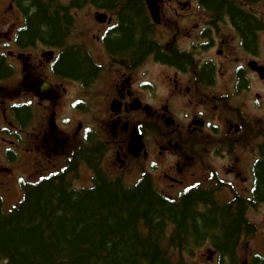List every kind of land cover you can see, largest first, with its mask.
<instances>
[{"label":"trees","instance_id":"16d2710c","mask_svg":"<svg viewBox=\"0 0 264 264\" xmlns=\"http://www.w3.org/2000/svg\"><path fill=\"white\" fill-rule=\"evenodd\" d=\"M68 1L65 4L62 0H17L25 16V27L17 34V46L27 49L39 41L61 48L74 23L72 9L83 7L89 0ZM199 1L213 14L215 22L228 15L242 33L245 46L264 26V20H256L260 13L256 8L260 5L263 11L264 0ZM91 3L121 10L120 26L107 38L112 51L133 55L136 64L151 53H156L159 61L166 60L177 67L182 59L185 64L191 63L188 56L175 50L165 51L156 43L155 26L149 23L142 0ZM244 8L250 10L244 12ZM78 49L77 52L64 48L55 72L89 80L98 67L86 52ZM7 58L0 52V81L6 79L5 74L11 69L6 66ZM202 73L207 77L213 68L205 67ZM20 113L21 123H25L29 110L19 108ZM104 153L92 139L88 148L73 157L69 169L23 185L17 204L7 206L0 195V264H181L171 261L169 249L190 253L206 241L213 242L223 257H229L230 264H236L238 240L242 233L253 231L242 202L237 200L235 209L233 203L220 206L208 191H193L171 201L158 192L148 176L133 186L126 185L121 178H111L100 166ZM79 160L88 162L93 172L90 188L73 187L70 174L76 173ZM262 162L256 167V198H264V145Z\"/></svg>","mask_w":264,"mask_h":264},{"label":"rangeland","instance_id":"374dc122","mask_svg":"<svg viewBox=\"0 0 264 264\" xmlns=\"http://www.w3.org/2000/svg\"><path fill=\"white\" fill-rule=\"evenodd\" d=\"M62 2L69 3L68 0H62ZM189 3L194 7L192 11L189 10ZM259 6L260 5L256 8L257 11L260 10L258 16L264 19L263 12H261ZM162 7L166 16L155 32V40L157 39L163 44L168 41V37L164 33V29L167 27H169V29L180 30L181 33L176 38L175 45H179L176 51L188 56L191 63L185 64L182 59L178 66L181 69L177 70L171 67H163L152 61V59L147 60L142 64L141 68L136 70V73L131 74L137 78L136 87L140 86L142 82L151 83L155 87L152 94L144 91L141 93V97H143L150 105L158 106L167 103V96L173 91V88L170 85L171 79L178 77L180 83L179 87L185 88L188 83L187 78L190 76H196L194 72L200 73L203 70V66L208 67L210 65H215L216 67H212L213 73L207 75V84L206 87L203 88L204 92L200 90L195 91L194 88L196 86L193 84L190 85L192 89L191 97L198 99V104L200 105L206 102V106H204L206 109L205 115L198 112V108L193 105V101H190V95H179V98L175 100L172 98L170 100L169 110L174 113V118L177 117L178 120L181 119L183 115L187 114L188 128L190 126L198 127V130L204 135L202 139L203 144L196 145V139L199 135L194 134L192 137H189L185 131L183 134L184 143L180 142L177 149L174 151L177 155H182L187 150L194 151L197 157V160L194 159L190 162L192 168L188 171L187 176L184 177L186 184L181 188L198 181H200L205 188H210L211 185L209 181H211L210 179L213 177L211 175L217 174L219 179L230 184V187L234 191H238V193H234L233 195L232 192L225 189L221 192H217V199L219 201L230 202L235 194L242 195V198L250 200L249 198L252 199V197H249V195H251L252 192L249 193V190L250 187L253 186L255 176L254 171L259 161L255 145L259 142L260 145H264V81H259L255 76L252 77L253 75H251L249 76V83L241 89L243 92H240V90H235V85L233 86V78L238 74L236 72L237 67L247 63L249 59H255L264 66V26L257 30L253 41L245 46L249 49L254 48V50L251 49L253 51L247 55L242 51L240 40L229 22L226 26L218 23L211 31L208 30V24L212 23L211 14L204 13L201 9H198L200 7L197 5L196 1L165 0ZM144 9L145 13L150 15L148 9L146 7ZM104 10L108 11L107 9ZM72 12L75 17L73 23V25H75L73 34L75 35L71 44L77 45V42H80V44L84 43L89 51L87 53L90 56L95 57L98 64L107 67V69H102V77H112L109 69L111 58L103 51L101 42L95 41V39L90 37L95 35L100 27H102L94 20V13H96L95 7L86 5L84 10L78 11L75 8L72 9ZM193 13L197 14V20ZM111 16L112 14H109L108 18H112ZM24 20L25 16L17 6V0H0V52L7 53L8 51H14L16 55L20 53L15 50L13 44L9 40L13 41V36L16 31L21 26L25 27ZM169 31L170 34H173L171 30ZM206 32L208 33L207 36L205 35ZM211 39L216 43L215 45L213 44L215 48H203V45L206 46ZM221 39H226L228 41L224 55L218 56L216 54V48L220 47ZM61 46L64 47L63 44ZM32 47V50L24 51L22 56L23 59L21 61L9 59L11 63L7 62L6 66L11 69L5 74L6 79L3 78L0 82V130L2 128L4 130L5 128H8L7 130L11 131L17 130L11 128L6 121V117L9 115V109H7L9 104L15 103L16 101L20 104L24 103L28 105L27 108L35 112L34 120L30 124L27 122L24 123L25 128H23L20 136L16 134L14 137H7L6 140L0 138V195L4 196L5 201L8 204H16L21 198L20 196L22 195V192L20 189L21 186L19 185L20 178L21 180L25 179V181H28L29 179L35 180L41 174L42 176H46L50 172L61 170L67 165V160L70 157V148H75L80 145L79 139L77 138L75 140V137H77L80 131L79 125L100 123L101 118L106 114L104 96L112 92L111 89H107L106 87V85L110 83V81H108L109 78L106 80L101 79V86L99 89L94 88L92 90L86 89V91H81L77 87L76 89L80 92L79 94V92L73 88V95L79 94V97L83 96L85 102L87 101V103L91 105L92 111L89 112V114L100 115V113H104V116H98L97 119L90 120L88 117L82 118L81 114L78 112L75 113L72 111L68 112V110L64 109L61 110L60 106L58 110H55L58 118V129L53 135H50L52 130L47 127V123L49 124L50 117L53 114L51 101L49 99L41 100L38 97V94H35L32 89L29 91V88L31 87L28 85H24L26 88H22V85L26 84L23 81V77L26 75L23 71V67H30V69L33 67H39L41 59L43 58L42 54L48 51L47 47L41 44L37 47L35 43ZM220 49H222V47H220ZM250 56H253L254 58H251ZM175 59H179L178 56H175ZM97 69L100 70L99 68ZM44 70L47 71V67ZM215 70H217V72H215ZM222 72L227 75H222ZM8 76L11 77L8 78ZM215 77H217L216 83H214ZM47 81L53 85L56 91L57 89L62 90L67 88L64 85H67L68 83L69 85L76 87L71 82L66 83L62 80H56L55 78H50ZM204 96H207V98ZM219 98H227L226 100H230L231 104L237 106V108L244 114L245 119L254 125L253 128L257 131L256 134L262 137L258 142L249 144L246 154L243 153V149L240 152V145L242 144L237 143L239 139L236 136V138L232 140V156L229 158L228 155H225V149L223 147L224 145H229L230 142L224 143L222 135L230 129V125H222L219 132L216 134L213 133L214 135H212V133L210 134L204 127L196 125L199 121L208 124L209 121L214 120L217 114L216 111H224L231 117L239 118L237 116L239 111L230 110L228 104H226L227 101L225 100L220 101L221 103L219 102V109H211V105L217 103L214 101ZM63 99L65 103L69 102L68 97L65 96ZM64 119L71 121L66 122ZM193 119H195V121L191 123V120ZM181 125L184 126V124ZM237 126L239 127L240 124H233L231 132H235ZM161 127L163 128L162 131H160L159 128L153 132L148 131L145 138L150 147L148 154L149 159H155L159 164H164V160L167 157L169 160L173 161L176 159L175 156L170 157L168 154L164 156L159 155V153L163 151V148L166 147L164 140V133L166 131L163 126ZM53 136H58L61 141H64L65 151L69 148L68 151H66V156L64 153L65 151L53 152L51 151L53 149H50L49 154H47L49 151H44L47 148H45V143H42L43 139L51 138ZM168 140L175 141V144L178 143L177 140ZM11 141H15L16 144H14L15 142L11 143ZM212 144L215 145L212 146L211 150H208L211 148ZM219 144H222V146H218ZM11 149L12 151L6 152ZM236 159H239V162H237ZM74 160V158L69 159L68 164L70 165ZM79 161L85 162L84 165L88 163L84 160ZM61 162L62 166L59 167ZM105 165L109 172L121 175L126 185H136L141 179L142 173H149L148 180L163 193L171 194L174 192V189H180V187L173 189L172 186L166 185V180L161 176L163 167L156 165L150 166V162L148 165H143L142 161H129L126 170H124L123 167L120 168V165L116 167L115 163L108 158ZM58 167L59 169H57ZM80 171L81 177L75 182V187L82 188L90 186L91 171H88L86 168H82ZM212 195H214L213 192ZM218 200H215L216 204L218 203L220 206L227 205ZM256 201L257 203H264V198H257ZM246 217L257 227L258 232L254 238L248 239V241L246 239L247 234L242 233L241 238L235 246V252L238 253L236 256V264H249L252 254L256 252L262 251L261 254L264 256V205L249 210ZM251 226L254 229V226ZM248 236H251V234ZM169 252L170 256L172 255L171 261L174 263L202 264L201 260L206 259L205 255L202 256L201 252L198 250L194 252L193 257L187 252L179 253L172 249H169ZM202 253L204 254V251ZM222 259L223 255L220 256V264L222 263ZM208 262L210 264H218L214 259V255L209 256V254Z\"/></svg>","mask_w":264,"mask_h":264},{"label":"flooded vegetation","instance_id":"af4514ba","mask_svg":"<svg viewBox=\"0 0 264 264\" xmlns=\"http://www.w3.org/2000/svg\"><path fill=\"white\" fill-rule=\"evenodd\" d=\"M82 10V9H77ZM114 12H116L117 16L118 14L120 15V9H118V12L116 10H113ZM96 13H94L95 16ZM215 18L212 20L211 25L215 26ZM229 21L230 24L232 26V19L229 17ZM232 22V23H231ZM228 23V21L226 19L223 18V21L221 22L222 25L226 26V24ZM210 24H208V29L209 31H211L213 28L211 27ZM71 27H73V24H71ZM69 27V30L73 31V29L75 28V25L73 28ZM117 26H113L112 28L108 29L106 33V37L104 38V40H101V35L103 33H101L98 36H93V38H95L96 41L101 42L102 47H103V51L106 52V54L111 58V63L109 65V69H110V74L112 75V77H102V69L105 68L107 69L106 66L101 65L99 67L100 70H97V73L95 76H92L89 80L84 79L83 77H80L79 80L78 79H74V78H69L66 76H62L57 74L56 71V64L58 63V60L61 56V54H63V49L66 48V50L70 49L72 51H77L76 47H84L86 50V46L84 43L82 44H77V45H72L71 43L73 42V37L75 34H73V32H69L67 34V39L64 41V47L59 48L57 46H48V45H44L42 42H37V47L39 46V44L43 45V46H48V47H52L54 48L53 51L55 52V57L53 60H51L50 62L46 61L44 59L45 55L43 54V60L41 59V63H40V67H33L31 68L32 72H28V76L24 78V82H29L32 81L34 82L32 85H30L31 88H34L35 91L38 94V97L41 100H45V99H49L51 101L52 104V108H53V114L50 117V121L49 124L47 123V127L51 128L52 132L50 133V135H53V133H55L57 131V129H54L52 127H56L58 126V118H57V113L55 110H58L59 107L61 106V110H68V112L72 111V112H78L79 114L83 115L89 112L90 110V104L87 103V101L85 102L84 97H79L80 92L76 89L77 87L81 90V91H86L87 90H92V89H99V87L101 86V79H108V81H110L109 84L106 85L107 89H111L112 92L109 94H106L104 96L105 98V116L102 119V129H103V133H104V138L101 139V141H99L98 143L100 145H103L105 147V149L107 150V154L108 156L111 157H115L117 161L121 162L122 165H125V161L126 159L130 158L128 156V154L125 153L124 148H122V144L123 143H127V147H128V138L130 137V134L132 132V130H139L140 133H143V131L146 133L149 132H153L155 130H157L158 128H162L161 124L165 123V127H166V133H164V137L166 138H176L179 141L182 140V142L184 143V138H183V134L186 131L187 135L189 137H192L194 134L195 135H199V137L196 139V145H201L203 144V137L204 135H202L201 131L198 130V127H192L190 126L188 127H182L181 124L179 123V121H181L180 119H175L174 118V113L173 116H169L172 119H168L167 121L165 120V115H162L160 112H167L169 110V104H170V100L172 99L173 95H190V101H193V105L198 108V112L201 113L202 115H205L206 109L204 106H206V102L204 104H198V99H194L193 97H191L192 94V89L190 87L191 84L195 85L196 87L194 88V90H200L202 92H204V89L206 87L207 84V77L205 75H203L202 71L200 73L194 72L196 74V76H190L187 78L188 83L186 85L185 88H180L179 87V78H173L170 80V85L173 88L172 93L173 94H168V101L167 103H163L161 105L158 106H152L149 103H147L145 101V99L143 97H141V93L142 92H150V94H152L153 89H155V87L151 84V83H146V82H142L140 84V86L136 87L137 85V78L134 75H131L132 73H136V70L142 67V64L145 63L147 60L152 59V61H154L157 64H161L163 67L166 68H174L177 70H180V67H177L176 64L170 63L168 61H159L158 56L156 55V53H151L149 54L142 62L136 64L137 62H134V56L129 54H121V50H117V51H112L111 49H109L108 46H110V44L107 41L108 36L111 34V32H113L115 29H117ZM233 28L236 30L237 36L239 37L240 40V44L243 48V51L248 55V53L252 52L253 50L246 48L245 45H243V35L242 33L239 31V29L233 24ZM67 29V28H66ZM68 30V29H67ZM179 30H177L178 32ZM169 32V31H166ZM177 35L176 34H172L171 38L172 41H166L164 42L165 44H163L162 42H156L157 44H159L162 48L163 47H170L172 46L170 49H167L165 51H170V52H174V50L176 51L178 48L177 46L175 47V40H176ZM226 39H221L220 40V46L222 47V49H217L216 54L217 55H222L224 54V49L226 48V44H227ZM211 43V47H209V44L207 43V49H213L212 47H214V45L216 44L214 40H210ZM214 44V45H213ZM174 45V46H173ZM224 48V49H223ZM79 50V49H78ZM81 51V50H79ZM163 51V50H161ZM78 52V51H77ZM251 57V56H250ZM21 58V57H20ZM44 60L46 62H44ZM48 62V63H47ZM48 64V65H47ZM248 64V63H247ZM51 68V70L53 71H49L50 73H54L57 74L60 79H62L64 82L68 83L71 82L72 84H74L76 87H73L72 85H69V83L66 86L67 88L65 89H60L57 91L55 90V88L51 87L50 85H47L40 77L41 75H43V73L41 72L42 68ZM205 67L203 66V69ZM242 69V67L240 68V70ZM28 68L27 67H23V71L27 72ZM113 72V73H112ZM216 72V70H215ZM183 75L185 76V74L183 73ZM222 75H227L225 73L222 72ZM29 78L31 80H29ZM217 77L214 78V83L217 82ZM222 78V77H221ZM28 80V81H26ZM117 80V81H116ZM26 85V84H23ZM86 86V87H85ZM76 89L79 94H75L73 95L72 89ZM65 92V94H64ZM64 95V96H63ZM228 95V94H227ZM226 95V96H227ZM68 97L69 98V102L65 103L63 97ZM205 98H207V96H204ZM227 99V98H226ZM226 99H217L215 100L218 105L219 102L222 100L227 101L226 104H228V107L230 108V110H238L239 114L237 115L239 118H236L235 121H233V117L229 116L228 114H226L224 111H218L216 114V118L214 120H211L208 122V124H205L204 122H195L196 125L204 127L205 129L208 130V132L212 135L216 134L219 132L220 128L222 125L228 126L230 125V129L222 135L224 143L230 142L229 145H224V149L228 152V153H232L233 151V146H232V140L234 138H236V136L238 137L239 141L237 143H241L242 145H240V149H243V153L246 154L247 153V149L249 148V144L250 143H255L258 142L260 140V138H262L261 136H258L256 133L257 131L253 128V125L249 124V122L245 119L244 114L237 108V106L231 104L230 100H226ZM83 100V101H82ZM69 104V105H68ZM147 105H150L152 107L151 110H148L146 107ZM201 107V108H200ZM22 108H26V107H22ZM133 108H135L136 110H133ZM29 110V115L30 112H32L33 110L27 108ZM117 110V112H113V110ZM34 118H35V114H34ZM64 121H68L65 120ZM195 119L191 120V123L194 122ZM222 123V124H221ZM239 123L240 126L236 127L235 132H231L232 126L233 124ZM24 125V123H22ZM218 124H220V126L218 127ZM211 125V127H209ZM217 125V127L215 126ZM23 131V129L21 131L18 132V135L20 136V133ZM214 133V134H213ZM188 140V139H187ZM90 141H92L91 137L89 139L88 142H86L85 144H88ZM189 141V140H188ZM45 143V148H47L44 151H49L47 154L50 153V149H53L51 151L53 152H57V151H65L64 150V146L65 143L64 141H61V139L58 136H53L51 138H44L43 142ZM168 147L166 148V150L170 151L173 148H177V146H173V143L169 142L168 143ZM215 144L211 145V148H209L208 150L212 149V146ZM218 146H222V144H219ZM255 147L259 150L260 152V156L262 157V148H263V144L260 145V142L257 143L255 145ZM39 150H43L40 148H37ZM69 149V148H68ZM68 149L66 151H68ZM146 151L144 152V162L145 164L148 165V163H151V166L156 165V166H162L163 170L161 172V176L162 178H164L166 180V185L168 186H172L173 189L176 187H181L186 181L184 179V177L187 176L188 171L192 168L191 167V160H193L195 158V156L191 155V152H185L182 155H176L175 153H172L173 156H175L176 160H169L168 157L164 160V164H159L158 161L156 160H152L151 158L149 159V151H150V147L148 145V143L146 142L145 139V148ZM65 153V156L67 154V152ZM160 156H164L165 154L160 152L159 153ZM191 158V159H190ZM236 161L238 162V159H236ZM80 162V161H79ZM79 162L76 165V169H78ZM87 166H89L88 163H86ZM257 185L253 188H251V191L256 192L257 191ZM248 190V189H247ZM256 193H254V200H253V206L256 207L257 205V201H256Z\"/></svg>","mask_w":264,"mask_h":264},{"label":"water","instance_id":"95a60500","mask_svg":"<svg viewBox=\"0 0 264 264\" xmlns=\"http://www.w3.org/2000/svg\"><path fill=\"white\" fill-rule=\"evenodd\" d=\"M147 3H148V6H149V9L154 17V19L156 20H159L160 18V9H159V6H158V3L161 1V0H146ZM255 65V64H254ZM256 66V65H255ZM255 66H252L253 68H255ZM257 67V66H256ZM257 70L264 74V68L261 69V68H257ZM264 75H262L263 77Z\"/></svg>","mask_w":264,"mask_h":264},{"label":"bare ground","instance_id":"6f19581e","mask_svg":"<svg viewBox=\"0 0 264 264\" xmlns=\"http://www.w3.org/2000/svg\"><path fill=\"white\" fill-rule=\"evenodd\" d=\"M102 32H100V31H98L95 35H93V36H98V35H100ZM93 36H90L91 38H93ZM106 37V34H102L101 35V38L103 39V38H105ZM93 39H95V38H93ZM96 41V40H95ZM11 135V136H10ZM15 136V134H13V133H11V132H9V131H7V130H4V129H1L0 130V138H2V139H4V140H6L7 139V137H14Z\"/></svg>","mask_w":264,"mask_h":264}]
</instances>
